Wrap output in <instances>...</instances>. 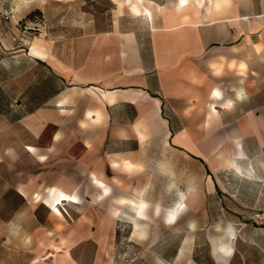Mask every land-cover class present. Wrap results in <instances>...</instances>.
I'll return each mask as SVG.
<instances>
[{
  "label": "crops",
  "instance_id": "obj_1",
  "mask_svg": "<svg viewBox=\"0 0 264 264\" xmlns=\"http://www.w3.org/2000/svg\"><path fill=\"white\" fill-rule=\"evenodd\" d=\"M116 4L97 26L40 35L17 26L40 0L0 4V158L17 147L35 164L34 183L11 186L26 201L48 188L79 203L85 184L81 216L42 202L59 217L47 257L68 264H102L122 206L148 219L127 200L198 211L227 165L264 149V0Z\"/></svg>",
  "mask_w": 264,
  "mask_h": 264
},
{
  "label": "rangeland",
  "instance_id": "obj_2",
  "mask_svg": "<svg viewBox=\"0 0 264 264\" xmlns=\"http://www.w3.org/2000/svg\"><path fill=\"white\" fill-rule=\"evenodd\" d=\"M116 3L117 0H40L39 9L17 26L24 31L25 22H37L45 26L46 33L82 31L90 25L97 26L101 19L113 18ZM25 32L40 35L33 29ZM3 111L0 103V113ZM15 112L18 115L21 111L14 108ZM2 140L3 136L0 148L4 145ZM253 147L250 155L237 160L241 172L227 165L218 174L219 187L207 197L205 205L195 212L186 209L173 224L165 218V209L175 207L173 200L162 205L164 209L155 203L151 214L146 207L142 218L149 216L148 219H140L131 207L122 206L112 248L104 255L102 264H264V149H256L255 144ZM32 162L17 147L0 162V264H68L62 250L53 248L56 250L53 258L47 257L53 250L42 243L43 228L49 231L59 222L46 204L48 188L34 189L40 192L37 201H26L11 188L14 184L34 183L28 179L35 168ZM84 186L77 184V193L82 198L75 204L61 201L63 196H70L57 192L55 198L62 196L56 212L64 216L86 213L92 203L90 199L84 200ZM70 198L72 202L78 201L75 195ZM228 224L235 228L234 239L218 230L217 226ZM222 247L234 248L230 258L220 251Z\"/></svg>",
  "mask_w": 264,
  "mask_h": 264
},
{
  "label": "bare ground",
  "instance_id": "obj_3",
  "mask_svg": "<svg viewBox=\"0 0 264 264\" xmlns=\"http://www.w3.org/2000/svg\"><path fill=\"white\" fill-rule=\"evenodd\" d=\"M131 8H132V10L134 12H139V9L136 6V4H132L131 5ZM238 168H239V172H241L240 167H238ZM98 185H101V184H98ZM52 192H53V190H49V195H48L49 197H45V198H46L47 202L50 204V206L52 207V209L55 210V211H57V207L56 206L59 203L58 200L62 196V194L58 195L55 198V196H53ZM104 192H106V190ZM32 197L36 200L39 197V195L38 194H35ZM127 201L136 208V210L138 211L137 212L138 215L140 217H142L143 216L142 215V211L145 208V202H144V200L141 199V198H139V197H133V200H127ZM180 204H183L184 207L183 208H178V205H180ZM178 205H177V208H174V207L171 206V208H166L165 209V216H166L165 218H166L167 223L173 224L176 221V219L179 217V215H181L187 209V206H186V203L185 202H181L180 201V203Z\"/></svg>",
  "mask_w": 264,
  "mask_h": 264
},
{
  "label": "clouds",
  "instance_id": "obj_4",
  "mask_svg": "<svg viewBox=\"0 0 264 264\" xmlns=\"http://www.w3.org/2000/svg\"><path fill=\"white\" fill-rule=\"evenodd\" d=\"M239 99L243 100L244 98V94L243 92H241L239 94ZM232 167L236 168L237 172H239V168L233 164ZM184 205L183 204H180L178 205V208H183ZM218 227V230H222L223 232H225L226 234H228L230 236V238L234 239L235 238V228L231 225V224H228L226 227H221V226H217ZM220 251L225 255V256H228L230 258V256L232 255L233 251H234V248H220ZM215 259V257H213Z\"/></svg>",
  "mask_w": 264,
  "mask_h": 264
},
{
  "label": "built area",
  "instance_id": "obj_5",
  "mask_svg": "<svg viewBox=\"0 0 264 264\" xmlns=\"http://www.w3.org/2000/svg\"><path fill=\"white\" fill-rule=\"evenodd\" d=\"M6 1L7 0H0L1 6H3L6 3ZM23 29L25 30L33 29L37 31L39 34H46L45 26L37 22H29V23L25 22V25H23Z\"/></svg>",
  "mask_w": 264,
  "mask_h": 264
},
{
  "label": "snow or ice",
  "instance_id": "obj_6",
  "mask_svg": "<svg viewBox=\"0 0 264 264\" xmlns=\"http://www.w3.org/2000/svg\"><path fill=\"white\" fill-rule=\"evenodd\" d=\"M214 95H218L217 93H214Z\"/></svg>",
  "mask_w": 264,
  "mask_h": 264
}]
</instances>
